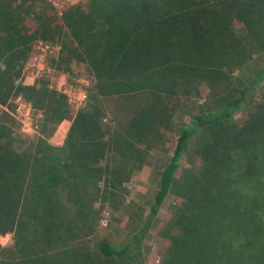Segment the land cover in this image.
<instances>
[{
	"label": "trees",
	"instance_id": "obj_1",
	"mask_svg": "<svg viewBox=\"0 0 264 264\" xmlns=\"http://www.w3.org/2000/svg\"><path fill=\"white\" fill-rule=\"evenodd\" d=\"M37 2L0 0V103L11 107L13 94H23L43 110L41 132L47 137L65 119L72 125L59 146L46 140L28 144L0 122V235L15 236L12 248L0 244V264H146L144 239L183 154L203 129L210 132L200 150L203 168L186 182V203L161 264H260L249 262L248 243L233 237L245 227L253 241L259 239L255 230L264 223L236 200L231 182L241 174L240 154L255 157L264 141V107L255 108L245 124L230 120L264 80V63L242 89L222 93L221 87L255 50L264 52V0H89L62 14ZM64 28L70 33L60 58L65 70L82 61L95 78L91 101L79 110L45 79L19 83L33 41L60 36ZM204 86L219 103L178 127L144 225L122 247L107 239L89 241L97 199L115 195L112 181L122 184L143 163L164 130L172 129L186 99L201 95ZM107 96L129 102L122 107L128 120L116 128L103 121L100 97ZM247 166L250 176L260 172L255 163Z\"/></svg>",
	"mask_w": 264,
	"mask_h": 264
},
{
	"label": "rangeland",
	"instance_id": "obj_2",
	"mask_svg": "<svg viewBox=\"0 0 264 264\" xmlns=\"http://www.w3.org/2000/svg\"><path fill=\"white\" fill-rule=\"evenodd\" d=\"M87 1L89 0H38L36 7L46 4L49 11L55 12L58 9L64 10L75 6H84ZM236 29L241 30L238 25H236ZM60 34L55 38H39L33 41L19 83L34 85L40 79H45L51 87L67 95L75 108L79 110L91 101L95 78L90 67L82 61L72 62L71 71L65 70L66 65L61 63L60 58L63 43L67 42L70 33L67 28H64ZM239 34L243 39L248 37L245 32H239ZM255 51L247 62L235 68L231 74L229 85L221 87L222 93L242 89L253 81L258 69L264 63V52ZM208 93L209 88L204 86L201 95L193 93L187 98L185 106L177 112L173 120L172 129L164 130L161 142L150 149L143 163L131 168L130 175L122 184H119L118 180L112 181L115 195L111 194L108 200L103 195L97 199L95 202V207L98 210L95 215L96 227L89 236V241L107 239L111 244L122 247L130 240L132 234L144 225L158 189L161 171L173 153L178 137V127L182 123L188 122L191 115L212 109L219 103L217 96L211 97V94ZM143 96L136 98L140 101L139 99ZM100 99L106 110L103 121L107 127L116 128L128 120L126 110H122L123 106H129L128 99L111 96L100 97ZM10 105L12 106L7 107L0 103V122L2 121L9 127V131L13 132L15 138H20L28 144L38 143L40 140H46L59 146L65 143L72 125L71 119L63 120L55 133L47 137L41 132V123L44 118L43 110L35 108L23 94H13ZM262 107H264V80L254 89L249 101L234 113L230 122L239 125L245 124L250 113L255 108L260 109ZM25 113L28 114L25 115ZM209 138L210 132L208 130L199 131L183 154L181 165L175 175L173 188L144 239L142 256L146 264H161L167 256L172 245L169 237L170 229L175 217L186 203L184 197L186 182L189 178L199 175L202 170L203 158L200 150ZM262 139H264V134ZM18 144L21 143L17 141L15 145ZM254 151L255 157L251 154L247 159H244V154H240L241 161L239 159L237 164L241 169V174L235 175L231 187L236 192V200L240 199L242 205L244 202L247 203V206L252 208L254 213L260 215L264 223V141L259 143ZM248 163L249 165L255 163L257 167L259 165L260 172L250 176ZM105 179L100 182L101 189H105ZM220 209L225 216L229 215L226 210ZM221 218L225 217L221 216ZM242 230L236 233L233 239L239 244L248 243L251 258L249 262L261 261L260 264H264V224L259 230H255L259 239L256 238L254 241L251 232L246 231L245 227ZM14 243L13 232L0 235V244L3 247L10 249ZM126 264H133V262L130 260Z\"/></svg>",
	"mask_w": 264,
	"mask_h": 264
},
{
	"label": "built area",
	"instance_id": "obj_3",
	"mask_svg": "<svg viewBox=\"0 0 264 264\" xmlns=\"http://www.w3.org/2000/svg\"><path fill=\"white\" fill-rule=\"evenodd\" d=\"M58 8L56 7V10H57ZM66 10V8L64 9V10H60V9H58V12L60 13V14H62L64 11ZM48 46V45H47ZM70 101V100H69ZM70 103L75 107V105L70 101ZM3 105V104H2ZM4 106H7V105H4ZM8 107V106H7ZM28 113H25V115H27Z\"/></svg>",
	"mask_w": 264,
	"mask_h": 264
}]
</instances>
